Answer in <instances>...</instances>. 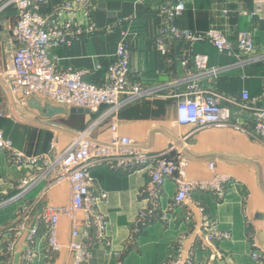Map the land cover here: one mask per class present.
<instances>
[{
  "label": "crops",
  "instance_id": "crops-1",
  "mask_svg": "<svg viewBox=\"0 0 264 264\" xmlns=\"http://www.w3.org/2000/svg\"><path fill=\"white\" fill-rule=\"evenodd\" d=\"M3 1L0 0V4ZM65 1L68 0H50L49 4L40 6V11L51 14ZM95 1L97 30L83 32L71 46L52 48V52L60 57V67L81 70L88 81L102 83L105 72L97 70L96 66L106 67L113 60L123 28H116L119 20L136 15L137 21L132 28L138 34L130 35L132 77L149 84L170 81L173 68L170 59L176 60L187 52H184V42L167 45L169 52L165 56L156 47L159 32L157 11L163 0ZM59 17L74 19L85 30L89 26L83 12L64 11ZM18 19L14 7L0 11V72L21 47V42L13 34ZM177 22L181 28L195 31L218 28L235 44L243 30L254 36V55L261 57L257 61L242 62L235 56L221 54L208 42L196 44L197 51L209 55L211 64L229 67L217 78L214 89L224 97V103L231 106L233 118L229 124L206 128L191 138L185 150L190 160L187 178L212 179L214 171L209 164L214 162L215 170L232 176L237 185L228 186L224 199L212 192H197L189 203L175 207L176 213L171 215L170 222H152L136 231L139 211L149 205L148 171L127 172L106 166L94 168L96 186L107 193L106 198L99 200L98 208L106 216L111 242L95 244L96 264H161L176 250L181 238H184L186 249L194 248L195 264H253L251 252L254 246L250 233L255 244L264 249V144L248 133L254 126L252 113L232 103L241 98L245 88L254 97H261L264 93V0H192ZM111 28L116 29L112 31ZM108 110V105H103L98 112L65 108L61 113L49 115L47 109L41 111L18 103L7 80L0 76V128L18 150L29 156L47 154L57 157L95 122L94 138L109 141L113 120L117 119L121 134L153 152L166 150L171 141L180 140L194 129L192 125L178 123L173 100H140L124 107L117 117L109 115ZM29 170L10 164L6 154H0V227L14 228L18 211L29 203L26 229L39 224L41 232L38 254L31 264H46L45 228L39 223L43 210L47 206L67 205L71 191L67 182L42 184L26 200L8 201L18 192L20 180ZM164 191L163 202L168 206L174 201L176 184L168 180ZM199 205L205 207L218 229L231 233L229 239L210 241L199 232L203 222ZM78 224L83 231H92L84 212L78 213ZM71 233L72 222L63 217L59 226L63 248L54 256L53 264H71ZM13 234V229L0 234V264L10 258L5 254V247ZM25 249V239L20 238L11 256V264H24Z\"/></svg>",
  "mask_w": 264,
  "mask_h": 264
},
{
  "label": "built area",
  "instance_id": "built-area-1",
  "mask_svg": "<svg viewBox=\"0 0 264 264\" xmlns=\"http://www.w3.org/2000/svg\"><path fill=\"white\" fill-rule=\"evenodd\" d=\"M192 0H163L157 11L159 32L156 47L162 55H167V45L175 42L186 44L184 52L173 64L172 79L167 82L149 84L132 77L131 38L138 31L132 28L137 21L136 15L123 17L117 27L122 26L121 38L113 60L104 67L102 83L88 81L81 70L73 67H60V57L52 52V48L63 45L71 46L83 32L97 30L94 14L97 10L95 0H68L60 4L51 14L42 13L40 6L50 0H4L0 11L14 7L19 19L13 34L21 42L11 60L0 72L7 80L10 91L16 101L29 106L31 100L51 104L63 108H81L90 112H98L103 105H108L109 115L117 117L120 111L140 100H173L176 104L177 121L180 125H192L193 130L180 140L171 141L168 148L161 152H153L144 148L133 138L119 132L117 119L112 123V137L103 141L92 136L97 126L82 131L66 151L53 158L47 154L29 156L18 150L12 139L6 137L0 128V154L5 153L10 164L29 168L19 183L18 192L11 200H26V197L40 185L49 186L59 182H67L70 186L71 199L64 206H47L42 213L41 225L45 228L48 258L46 264H53L54 256L63 248L59 238V226L63 217L72 222V233L69 248L71 264H96L93 249L97 242L106 241L111 244L107 234L106 216L99 210L98 202L107 197V193L96 186L92 170L98 166H106L112 170L127 172L147 170L150 176L147 186L148 207L141 209L136 220V231L152 222H170L175 214V207L193 200L197 192H212L219 199H224L228 186H236L234 178L215 170V163L209 167L214 171L210 180H189L187 167L189 157L185 153L187 144L195 135L206 128L229 124L233 118L231 106L224 103V97L214 89L217 78L229 67L213 65L208 54L196 50L199 42L212 44L219 53L235 56L242 62L257 61L255 56V39L248 30L239 33L236 44L225 36L218 28L206 31H195L181 28L177 18L187 9ZM64 11L83 12L88 20L85 30L74 19H60ZM253 14V13H252ZM251 14V15H252ZM115 28V29H116ZM111 28V30H115ZM242 58H245L242 60ZM238 108L249 111L253 115L254 126L248 133L258 142L264 144V93L261 97L252 96L245 88L238 101H233ZM171 180L176 184L174 201L164 205L165 183ZM247 196V194H246ZM26 204L18 211L14 228L0 227V234L9 229L14 234L6 244L5 254L10 258L3 264H11V256L17 241L24 238L26 249L24 264H31L37 257V243L40 225L26 229L28 208ZM203 213L200 233L210 241L229 239V231H221L211 221L204 206L199 205ZM84 212L91 232L83 231L78 224V213ZM253 264H264V249L254 242L250 233ZM194 248L184 247V238L178 242L176 250L161 264H195Z\"/></svg>",
  "mask_w": 264,
  "mask_h": 264
},
{
  "label": "water",
  "instance_id": "water-1",
  "mask_svg": "<svg viewBox=\"0 0 264 264\" xmlns=\"http://www.w3.org/2000/svg\"><path fill=\"white\" fill-rule=\"evenodd\" d=\"M30 105L39 108L41 111H43L44 109H47L49 115H53L55 113H61V112L65 111V108H63V107L53 106L49 103L41 104L39 101L34 100V99L30 101ZM72 109L73 110H84L81 108H72ZM86 111H88V110H86Z\"/></svg>",
  "mask_w": 264,
  "mask_h": 264
},
{
  "label": "rangeland",
  "instance_id": "rangeland-1",
  "mask_svg": "<svg viewBox=\"0 0 264 264\" xmlns=\"http://www.w3.org/2000/svg\"><path fill=\"white\" fill-rule=\"evenodd\" d=\"M50 124V123H49Z\"/></svg>",
  "mask_w": 264,
  "mask_h": 264
}]
</instances>
